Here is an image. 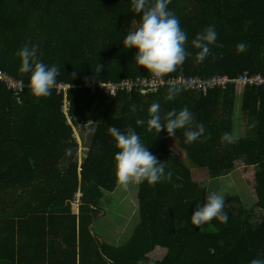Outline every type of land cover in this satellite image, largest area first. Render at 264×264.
<instances>
[{"label": "trees", "instance_id": "1", "mask_svg": "<svg viewBox=\"0 0 264 264\" xmlns=\"http://www.w3.org/2000/svg\"><path fill=\"white\" fill-rule=\"evenodd\" d=\"M168 8L187 33L189 55L167 80L264 76V0H170ZM141 16L132 11V0H0V72L26 86L17 96L0 82V264H251L264 259V218L253 223L240 195L225 200L227 223L214 218L202 230L191 225L196 204L206 202L202 185L210 191V180H196L187 163L207 170L211 180L253 168L257 207L264 211V89L233 86L207 95L179 89L169 101L171 88L144 95L134 88L111 97L85 87L152 77L135 63L137 49L123 45ZM209 26L217 39L198 62L192 41ZM241 43L247 46L242 52ZM25 44L39 45L40 60L59 66L57 84L73 87L67 112L65 97L55 88L47 98L31 93V73L19 71L17 55ZM154 103L162 118L187 107L193 126L204 124L205 137L186 144V129H178L175 137L164 129L148 131ZM138 119L145 124L138 126ZM83 123L89 150L79 166L74 129ZM110 127L134 129L173 173L171 181L140 184L135 228L97 224L110 221L103 207L111 203L106 193L120 187L114 159L119 149ZM224 133L238 141L222 142ZM118 202L114 218L124 223ZM21 242L38 245L29 262L18 259ZM158 250L166 252L163 260L151 257Z\"/></svg>", "mask_w": 264, "mask_h": 264}, {"label": "clouds", "instance_id": "2", "mask_svg": "<svg viewBox=\"0 0 264 264\" xmlns=\"http://www.w3.org/2000/svg\"><path fill=\"white\" fill-rule=\"evenodd\" d=\"M170 0H132V11L142 13L140 26L130 31L123 38V45L126 49L135 47V63L143 66L155 81L163 82L164 78L171 73L177 72L183 66L189 53L186 50L188 40L187 33L181 28L180 20L172 12L168 5ZM217 39L214 26H209L203 32L198 33L192 41L197 52L198 62H203L210 54V45ZM246 45H238V51L246 49ZM39 45L22 46L17 55L21 59V73H31L29 84L31 93L36 98H47L51 95L52 89L57 84V77L60 69L57 65L49 66L42 62L38 55ZM102 66V65H101ZM146 89L141 90L144 95ZM179 89L171 88L166 96L169 101L175 100ZM132 111H136L133 106ZM150 119L147 120L148 131L153 129L160 133L162 129L167 131L169 136L175 137L178 129H186L184 136L185 143L192 144L205 137L204 124L193 126V115L187 107L179 112L170 111L162 118L159 104H152L148 109ZM163 121V122H162ZM136 124L143 125L145 121L138 119ZM109 133L116 141L115 173L117 184L127 189L130 184L140 185L147 182L155 186L159 182L171 181L173 173L166 171V162L149 151L139 134L132 128L121 132L116 127H110ZM222 142L234 144L238 137L232 133H224ZM174 187H182L175 184ZM207 193L206 202L196 204L191 216V225L204 229L214 218L220 222L227 223L228 214L225 209V193L209 191L206 185H202ZM251 264H264V259L256 258Z\"/></svg>", "mask_w": 264, "mask_h": 264}, {"label": "built area", "instance_id": "3", "mask_svg": "<svg viewBox=\"0 0 264 264\" xmlns=\"http://www.w3.org/2000/svg\"><path fill=\"white\" fill-rule=\"evenodd\" d=\"M0 82L7 85V87L14 91L17 96H19L23 90L25 89V84L21 80L14 79L10 75L4 72H0ZM235 87H246L250 89H264V76L258 75V76H251L250 74H246L242 77H240L237 80H232L228 77H216L209 81H204L199 78H188L185 75H182L180 78H173L167 80L164 78L163 82L155 81L153 77L151 78H135V79H125L120 83H114V82H103L100 81L95 85L87 84L85 87L91 88L94 93L102 92L108 96L116 97L118 95V92L120 91H128L131 92L134 88L137 89H146L148 92H154L157 93L158 91L164 89V88H177V89H186L189 91H197L201 92L205 95H207L209 92L214 90H227L229 88ZM55 90L58 92L59 95H64L65 101H64V108L67 112L70 107V101L68 100L69 91L73 89V87L70 84L66 83H59L56 84L54 87ZM84 123L79 124L77 127H75L74 131V137L76 140L80 142L79 147V166H81L84 162L83 157L86 156V152L89 150V147L81 143V140L84 139L83 132L85 130ZM83 195L80 193L78 195L79 197V203L80 199Z\"/></svg>", "mask_w": 264, "mask_h": 264}, {"label": "rangeland", "instance_id": "4", "mask_svg": "<svg viewBox=\"0 0 264 264\" xmlns=\"http://www.w3.org/2000/svg\"><path fill=\"white\" fill-rule=\"evenodd\" d=\"M86 135V132H84V136ZM89 138H92V135L89 136ZM83 142V139L81 140V143ZM80 147V144H79ZM176 153L183 156V153L179 149L175 148ZM188 165L191 167V170L194 173V178L198 181H205L210 180L209 183V189L210 191H217V192H224L225 193V199L234 197L236 195H240L243 197L245 205L249 208L252 215V222L257 224L261 222V220L264 218V211L259 209L257 207V197L254 185L252 183L254 178V169L250 168L248 170H240L237 171L234 174L216 179L211 180L210 176L208 175L207 170L197 169L195 168L190 162H187ZM141 187L140 185L136 184H130V186L127 189H124L122 187H119L113 194H108L107 198L111 200V203L106 201V203L103 205V207L106 208L109 212V220L107 222L104 221H98L97 224L104 226V227H111V226H122L123 224L128 227H136L137 224L140 223V203H139V194H140ZM123 203L121 205L122 212L124 213V223H117V220L114 218V209H118L119 202ZM119 205V206H118ZM102 207V205H101ZM104 209V208H103ZM128 210V211H127ZM137 211V214H139V223L134 225V221H132L134 214ZM129 214H126V213ZM126 214V215H125ZM108 220V219H103ZM134 224H132V223ZM103 227V229H104ZM134 227V228H135Z\"/></svg>", "mask_w": 264, "mask_h": 264}, {"label": "crops", "instance_id": "5", "mask_svg": "<svg viewBox=\"0 0 264 264\" xmlns=\"http://www.w3.org/2000/svg\"><path fill=\"white\" fill-rule=\"evenodd\" d=\"M94 230L95 232L97 231V226L95 224L94 226ZM110 231V230H108ZM37 244H32V243H17V252H19V257L18 259H20L21 257L26 258V260L29 262L32 259L33 255H36V249L37 248ZM166 256V252L164 250H158L156 252H154V254L151 255L152 258L157 259V260H163ZM80 264V262H79Z\"/></svg>", "mask_w": 264, "mask_h": 264}, {"label": "water", "instance_id": "6", "mask_svg": "<svg viewBox=\"0 0 264 264\" xmlns=\"http://www.w3.org/2000/svg\"><path fill=\"white\" fill-rule=\"evenodd\" d=\"M183 74H185V71L183 72Z\"/></svg>", "mask_w": 264, "mask_h": 264}]
</instances>
